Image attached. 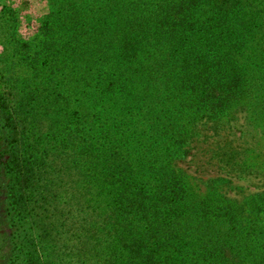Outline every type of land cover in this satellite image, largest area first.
I'll return each mask as SVG.
<instances>
[{"label":"trees","instance_id":"16d2710c","mask_svg":"<svg viewBox=\"0 0 264 264\" xmlns=\"http://www.w3.org/2000/svg\"><path fill=\"white\" fill-rule=\"evenodd\" d=\"M49 5L0 11V264H264V191L227 192L264 173V0ZM242 114L254 159L191 172Z\"/></svg>","mask_w":264,"mask_h":264},{"label":"rangeland","instance_id":"374dc122","mask_svg":"<svg viewBox=\"0 0 264 264\" xmlns=\"http://www.w3.org/2000/svg\"><path fill=\"white\" fill-rule=\"evenodd\" d=\"M10 6L15 9L18 25V33L24 38L33 37L40 26L41 19L49 12V0H0V11L4 9L3 6ZM4 33V34H3ZM6 32H0V41L4 40ZM3 45L0 42V52L3 50ZM262 133L250 124L247 119V114L234 121L232 124L222 129L221 135L211 136L207 142H200L197 148H194L191 156L184 165L190 169L191 172L203 175L205 177L215 176L219 174L218 157L215 153L219 143L225 145L227 141L232 142L239 150H242V159L247 156L254 159V156L261 151L263 144ZM203 147L206 148L203 150ZM248 148H255V151H249ZM212 160L204 156V152ZM248 155H247V153ZM203 153V154H202ZM194 157L193 160H189ZM258 158L256 162L263 159ZM258 161V162H259ZM227 170V169H226ZM226 170L224 174H226ZM233 177L234 185L229 187L227 192L230 196L243 199L246 195L255 192L264 191V173H239L230 174Z\"/></svg>","mask_w":264,"mask_h":264}]
</instances>
